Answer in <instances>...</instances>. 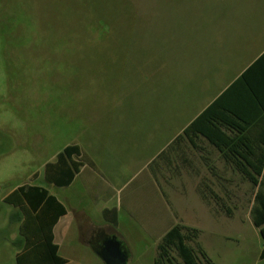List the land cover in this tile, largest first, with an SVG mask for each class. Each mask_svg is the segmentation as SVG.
Instances as JSON below:
<instances>
[{
    "label": "rangeland",
    "instance_id": "374dc122",
    "mask_svg": "<svg viewBox=\"0 0 264 264\" xmlns=\"http://www.w3.org/2000/svg\"><path fill=\"white\" fill-rule=\"evenodd\" d=\"M111 2L0 0V264H16L17 253V230L8 225L13 208L2 198L37 174L41 180L82 127L99 116L111 125L134 120L137 129L178 117L180 123L198 108V15L215 10L217 0ZM97 6L103 26L89 29V20L100 17ZM158 162L174 209L201 231L199 244L213 264H264V240L251 219L258 188L238 175L184 174L171 183ZM194 180L214 182L230 217L202 202ZM132 235L127 264H154L159 241L136 228Z\"/></svg>",
    "mask_w": 264,
    "mask_h": 264
},
{
    "label": "crops",
    "instance_id": "0c3cea01",
    "mask_svg": "<svg viewBox=\"0 0 264 264\" xmlns=\"http://www.w3.org/2000/svg\"><path fill=\"white\" fill-rule=\"evenodd\" d=\"M217 2L215 10H199L196 72L200 86L195 96L198 108L190 117L185 111L180 123L178 117L137 129L134 120L111 125L99 116V122L82 127L78 137L64 147L74 148L67 158L59 159L64 149L57 154L41 180L37 174L35 181L15 187L2 198L5 202L23 186L48 191L37 207L21 193H15L13 204H8L13 208L9 228L17 230L12 240L17 248L16 264H54L52 247L64 264H105L99 254L108 239L120 241L129 258L135 228L160 241L174 225H186L169 199L171 184L166 190L159 180L158 164H153L165 150L162 161L171 183L184 174L242 176L225 164V149L220 151L203 132L213 137L216 121L233 138L238 131L234 124L243 129L240 134L246 145L264 147V0ZM211 105L210 119L198 122L189 137L171 149L175 139ZM232 112L242 113L243 121ZM121 119L126 117L117 118L118 122ZM227 155L234 158L231 151ZM261 155L257 149L249 158L261 159ZM221 162L225 173L220 172ZM201 182L194 180L196 194ZM206 185L214 191L213 181Z\"/></svg>",
    "mask_w": 264,
    "mask_h": 264
},
{
    "label": "trees",
    "instance_id": "16d2710c",
    "mask_svg": "<svg viewBox=\"0 0 264 264\" xmlns=\"http://www.w3.org/2000/svg\"><path fill=\"white\" fill-rule=\"evenodd\" d=\"M113 2V0H111ZM111 2V3H112ZM97 11L98 6H97ZM99 19L97 20H89L88 28H96V26H103V13L99 11ZM96 13V12H95ZM100 24V25H99ZM100 26V27H101ZM88 31V29H87ZM250 71V68L246 71L247 73ZM245 72V73H246ZM244 75L240 77L241 80H244ZM211 105L206 111H204L201 115H199L196 120L184 131L183 134L179 135L173 144L170 146L172 149L173 145L180 143L185 137H189L190 131L198 124V122L207 121L208 111L212 109ZM232 115L235 119L242 120V113L240 112H232ZM210 119V118H209ZM214 130L217 132L213 134V137L210 134L203 132L207 137H209L211 143H213L216 147L220 149V151H224L225 164H229L233 166L239 173L242 174V179L249 182L254 187L258 188L255 198L254 204L251 208V219L256 228L259 229V232L264 240V191L262 186L264 185V147L247 145L243 142V136L240 133H243V129L240 127L233 125L238 131L235 137L230 138L224 131L221 129L222 124H218V122L214 121ZM241 136H237V135ZM174 147V146H173ZM257 149H261L262 155L261 159H250L249 156L252 152H256ZM74 148L71 146L66 147L64 151L59 155V159L67 158L70 153H72ZM234 153V158H230L227 155V152ZM246 152V155L243 152ZM167 155L166 150L161 152L157 159L153 162V164H158L159 160H163ZM152 165V164H151ZM50 166V164H49ZM65 177H67V173H64ZM34 191L35 194H31L28 192ZM16 194H22V196L29 202L33 207H37L45 198L48 196V191L41 189L39 187H29L23 186L19 188ZM14 193V194H15ZM198 193L201 198L206 203L214 202L218 207L220 206L222 211L227 214L228 217L231 215V210L226 205L220 204V198L218 195L210 188L207 187L206 184L199 186ZM14 194L6 198L5 203L12 205V197ZM15 194V195H16ZM201 231L197 228L189 227L184 224L178 223L174 225L159 241L157 245V255L154 260V264H213L212 260L208 257L207 253L199 244V237ZM52 256L50 259H53L54 264H64V260L58 258L56 254V248L51 249ZM260 259L264 260V247L260 254ZM18 260V259H17Z\"/></svg>",
    "mask_w": 264,
    "mask_h": 264
},
{
    "label": "water",
    "instance_id": "95a60500",
    "mask_svg": "<svg viewBox=\"0 0 264 264\" xmlns=\"http://www.w3.org/2000/svg\"><path fill=\"white\" fill-rule=\"evenodd\" d=\"M99 257L105 264H127L128 261L121 242L115 238L103 242Z\"/></svg>",
    "mask_w": 264,
    "mask_h": 264
}]
</instances>
